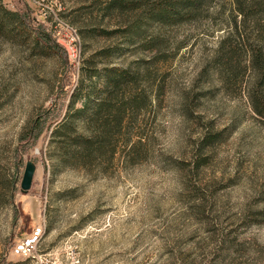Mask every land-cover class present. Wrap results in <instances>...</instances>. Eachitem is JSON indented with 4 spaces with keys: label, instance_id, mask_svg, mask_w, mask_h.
Instances as JSON below:
<instances>
[{
    "label": "rangeland",
    "instance_id": "rangeland-1",
    "mask_svg": "<svg viewBox=\"0 0 264 264\" xmlns=\"http://www.w3.org/2000/svg\"><path fill=\"white\" fill-rule=\"evenodd\" d=\"M112 1L136 10L121 14ZM155 1L1 0L43 24L66 64L27 32L0 37V262L17 261L11 240L44 224L39 251L65 258L73 250L80 264H264V120L248 100L256 82L246 53L264 40V13L260 28L248 21L242 44L229 38L231 0H211L172 26L150 22ZM225 38L236 55L222 68L214 55ZM107 68L148 74L138 88L149 105L123 130L116 154H75L68 137L43 133L17 163L20 138L58 102L83 130L76 111L84 98H100ZM27 161L35 173L22 193Z\"/></svg>",
    "mask_w": 264,
    "mask_h": 264
},
{
    "label": "trees",
    "instance_id": "trees-1",
    "mask_svg": "<svg viewBox=\"0 0 264 264\" xmlns=\"http://www.w3.org/2000/svg\"><path fill=\"white\" fill-rule=\"evenodd\" d=\"M209 1L211 0H156L155 5L148 10L149 20L158 26L178 25L191 16L194 19L201 15ZM231 3L235 16L231 17L229 21L230 25L232 24L229 38L233 37V40L242 44L248 43L247 37L243 35L246 31L245 26L249 20H254L255 28H260L258 17L264 13V0H231ZM110 6L120 9L121 14L136 10L134 4H128L124 1H112ZM26 32L29 37H33V42L37 47L41 46L44 50L57 54L66 64L63 49L55 42L51 33L46 31L43 24L31 18L27 10L11 11L5 8L0 0V37L12 38V35H17L16 33L23 36ZM227 42L228 38L222 39L214 55L215 64L222 68L228 66L236 55L235 48L229 46L227 49ZM263 43L264 40L259 38L252 44L249 43L246 53L249 57V68L255 76L256 82L248 94V100L252 111L264 120V94L261 92L264 87V50L261 46ZM154 45V42L151 41L144 44L143 48L152 51ZM79 65L80 70L81 64L79 63ZM104 72V86L95 92L100 98H96V100L84 98L80 101L81 108L76 111L78 114L76 120L83 130L79 132L74 117L69 114L70 112L62 116L65 103L64 101L58 102L55 106L56 112L53 113L51 109L40 112L31 122L25 137L20 138L19 147L15 153L17 163L20 157L19 153L32 147L43 133L47 139L50 136L52 140L61 136L68 137L67 143L71 145L75 154H80L86 150L88 157H92L94 152H99L104 147L105 149L111 148V156L116 154L115 147L118 141L123 136L125 137L124 140L128 139L123 130L129 122L136 120L141 107L146 104L149 105V98L145 90L138 88L139 78H143L147 84L148 74L144 73L145 75L141 76L138 73L116 68H107ZM97 76L98 72H94L92 77ZM66 87L64 84L60 92L66 93ZM74 100L76 99L72 98L68 105V107L70 106L69 111L73 108ZM141 143L142 137L138 136L130 149L133 150L135 146ZM14 242L11 240L9 249ZM0 264H5V260Z\"/></svg>",
    "mask_w": 264,
    "mask_h": 264
},
{
    "label": "built area",
    "instance_id": "built-area-1",
    "mask_svg": "<svg viewBox=\"0 0 264 264\" xmlns=\"http://www.w3.org/2000/svg\"><path fill=\"white\" fill-rule=\"evenodd\" d=\"M43 16L46 18L45 14ZM64 27L68 32L74 34L72 37L73 41L78 40L73 28L66 25ZM44 235V224H38L33 227L29 233L17 239L8 250L9 255L17 259V261L12 263L7 258L5 259V264H80L78 254L73 250L65 258L50 251L40 252L39 249Z\"/></svg>",
    "mask_w": 264,
    "mask_h": 264
},
{
    "label": "water",
    "instance_id": "water-1",
    "mask_svg": "<svg viewBox=\"0 0 264 264\" xmlns=\"http://www.w3.org/2000/svg\"><path fill=\"white\" fill-rule=\"evenodd\" d=\"M34 173H35V164L31 161H27L25 163L23 174L20 181V191L22 193H27L30 190Z\"/></svg>",
    "mask_w": 264,
    "mask_h": 264
}]
</instances>
